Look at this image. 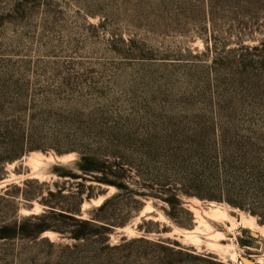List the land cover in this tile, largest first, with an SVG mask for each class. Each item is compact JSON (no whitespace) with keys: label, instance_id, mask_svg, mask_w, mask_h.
<instances>
[{"label":"rangeland","instance_id":"1","mask_svg":"<svg viewBox=\"0 0 264 264\" xmlns=\"http://www.w3.org/2000/svg\"><path fill=\"white\" fill-rule=\"evenodd\" d=\"M6 129L27 152L0 164L2 179L63 190L58 201L79 203L80 218L119 190L61 178L56 164L77 173L80 154L105 153L129 188L95 213L110 231L85 228L79 241L46 232L16 243L12 264H264V0H0ZM5 142L0 159L12 152ZM173 186L190 228L166 215ZM217 207L230 219L204 216L187 235L193 209Z\"/></svg>","mask_w":264,"mask_h":264},{"label":"trees","instance_id":"2","mask_svg":"<svg viewBox=\"0 0 264 264\" xmlns=\"http://www.w3.org/2000/svg\"><path fill=\"white\" fill-rule=\"evenodd\" d=\"M11 133L8 129L0 131V136L7 142L6 147L11 148L6 158L0 159L1 165L13 164L22 159L26 151L21 148L23 138L16 136L10 139ZM24 146V145H23ZM106 148V147H105ZM116 164V163H115ZM73 167L77 173L66 172L60 164L53 167V172L61 178L80 179L81 182L96 183L97 186H115L119 191L109 199H106L99 207L89 210V219L80 218V204L69 207L58 201L63 190L53 191L47 183H40L36 179H28L21 183H11L0 189V263L12 264L20 256L22 250L17 249L16 243H35L46 232L58 233L62 238L79 241L87 236L85 228H100L110 231L113 225L109 219L97 216L95 213L103 212L110 203L121 199L124 191L129 188L117 180L122 175L116 173L108 162L105 153L80 154L74 161ZM4 176H0L2 179ZM56 184V183H54ZM147 184H144V186ZM130 196H146L138 191H130ZM69 190V196H73ZM166 202L170 206V212L166 213L168 219L179 228H190L192 214L183 206L182 196L186 194L182 188L176 186L166 190ZM79 202L82 201V193H77ZM92 195H88L89 198ZM159 196V195H154ZM42 207L40 213L32 212L34 204ZM26 212V213H25ZM145 224L143 218L142 225ZM259 224L264 225L263 221ZM142 225L139 229L143 230ZM145 232H152L146 229ZM248 246V245H244Z\"/></svg>","mask_w":264,"mask_h":264},{"label":"bare ground","instance_id":"3","mask_svg":"<svg viewBox=\"0 0 264 264\" xmlns=\"http://www.w3.org/2000/svg\"><path fill=\"white\" fill-rule=\"evenodd\" d=\"M44 160V157L42 155H36V156H33L32 159H30V165L32 167V170L35 171L37 168L39 169L38 166L42 165V161ZM44 162V161H43ZM41 167V166H40ZM11 181V180H10ZM9 182V181H8ZM10 183V182H9ZM101 201V200H99ZM98 203V201H97ZM98 205V204H97ZM194 213H195V216L197 218V222H198V226L195 228L194 231L192 232H188L187 235H192L193 236V233L195 231H197L199 229V225L201 224H205V220H204V216H207L209 218H212V219H230V216L228 215L227 211L223 208H220V207H217V208H212L210 209L209 212H200L199 210H196V209H193ZM217 221V220H216ZM234 223V222H233ZM241 224H244V225H250L252 227L255 226V223L250 220V219H246V218H242L241 219ZM234 226V225H233ZM196 233V232H195ZM219 235V234H218ZM215 236V238H219V236ZM221 237V236H220ZM192 238V237H191ZM197 238V237H195ZM220 239V238H219Z\"/></svg>","mask_w":264,"mask_h":264},{"label":"water","instance_id":"4","mask_svg":"<svg viewBox=\"0 0 264 264\" xmlns=\"http://www.w3.org/2000/svg\"><path fill=\"white\" fill-rule=\"evenodd\" d=\"M10 180V177L4 178L2 180H0V189L6 187L7 185H9L10 183L8 182ZM194 223L196 224V219L194 220ZM196 227V225L194 226ZM256 237H258V234H254ZM244 264H258L255 261L251 260V259H244Z\"/></svg>","mask_w":264,"mask_h":264}]
</instances>
